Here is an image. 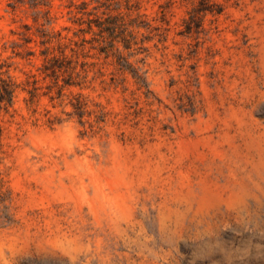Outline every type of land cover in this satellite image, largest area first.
I'll use <instances>...</instances> for the list:
<instances>
[{"label":"rangeland","instance_id":"obj_1","mask_svg":"<svg viewBox=\"0 0 264 264\" xmlns=\"http://www.w3.org/2000/svg\"><path fill=\"white\" fill-rule=\"evenodd\" d=\"M0 59V264H264V0H0Z\"/></svg>","mask_w":264,"mask_h":264},{"label":"trees","instance_id":"obj_2","mask_svg":"<svg viewBox=\"0 0 264 264\" xmlns=\"http://www.w3.org/2000/svg\"><path fill=\"white\" fill-rule=\"evenodd\" d=\"M112 20H113V17H110V16L101 18L97 23L99 32L100 33L108 32L109 36H113V31H114L113 27H115V25H112L113 24ZM91 22H92L91 20H89L88 22V26L90 30H92ZM122 24L124 25L125 23H122ZM100 35L102 38H104L103 34H100ZM124 40H125L124 41L125 48H130L131 40L129 39H124ZM48 41L49 40H46L44 42H48ZM109 43L111 47L114 46L112 41H109ZM47 50L48 49H46L45 51H42L43 54H45V56L47 55L46 54ZM105 52L108 53V51H105ZM59 59L60 58L55 55L51 58H48L46 60L47 64L46 63L44 64V70L42 71L46 73V70L48 69H50L53 72L56 71L57 69L60 70L63 65ZM82 65L83 66L88 65V62H83ZM6 66H7V63L4 60L1 61L0 59V110L4 109L7 111L9 107H11L14 103V97H15V93H16V89L18 85L13 81L12 77L8 74V69L5 68ZM1 135H2V129L0 127V141H1Z\"/></svg>","mask_w":264,"mask_h":264}]
</instances>
